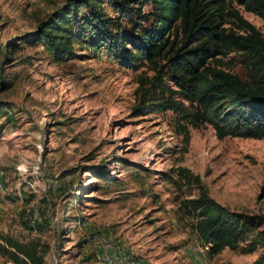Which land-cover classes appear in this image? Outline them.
<instances>
[{
  "label": "rangeland",
  "instance_id": "obj_1",
  "mask_svg": "<svg viewBox=\"0 0 264 264\" xmlns=\"http://www.w3.org/2000/svg\"><path fill=\"white\" fill-rule=\"evenodd\" d=\"M66 1L0 0V79L8 83L0 90V243L9 234L47 244L44 264L103 262L94 257L92 233L113 243L114 256L135 258L126 243L146 238L167 248L189 243L208 258L194 216L180 207L202 189L262 229L264 137L219 138L205 123L189 124L185 140L171 110L134 114L139 76L151 69L119 65L94 46L82 21L73 59L56 60L27 35ZM227 4L264 33L260 16L235 0ZM224 25L237 29L228 16ZM242 58L231 51L221 60L244 77ZM178 166L200 182H174ZM21 216L45 228L26 230ZM245 243L225 247L211 264H251L263 249L245 252ZM0 264L16 263L0 251Z\"/></svg>",
  "mask_w": 264,
  "mask_h": 264
},
{
  "label": "trees",
  "instance_id": "obj_2",
  "mask_svg": "<svg viewBox=\"0 0 264 264\" xmlns=\"http://www.w3.org/2000/svg\"><path fill=\"white\" fill-rule=\"evenodd\" d=\"M229 0H67L27 33L44 44L59 61L78 53L74 42L82 35L79 21L94 34V46L103 47L119 65L137 70L143 66L151 75L141 74L132 111L136 115L171 110L177 132L185 140L188 125L209 124L219 138L264 137V33ZM264 20V0H235ZM106 2L113 12L105 11ZM144 5H150L145 9ZM82 10L86 15H82ZM229 17L237 29L224 25ZM77 28V29H76ZM240 53L245 76L226 68L222 57ZM0 79V90L7 87ZM188 102V104L185 103ZM174 182H200L178 166ZM202 188V187H201ZM46 200V199H44ZM180 207L194 216L191 223L209 257L225 247L263 251L251 264H264V227L209 195L206 190L184 198ZM26 230H43L37 220L21 216ZM1 253L16 264H44L47 244L4 234Z\"/></svg>",
  "mask_w": 264,
  "mask_h": 264
},
{
  "label": "crops",
  "instance_id": "obj_3",
  "mask_svg": "<svg viewBox=\"0 0 264 264\" xmlns=\"http://www.w3.org/2000/svg\"><path fill=\"white\" fill-rule=\"evenodd\" d=\"M151 240L152 239L147 240L145 238L138 244H136L135 241L126 243L129 245L131 244L127 248L134 252L138 264H211V259L215 257L206 258L204 253L200 254L197 251H200V248H189V243H184L181 246L173 248H167V246L163 247V245L159 246L157 243H152ZM196 241L199 243L201 242L197 235ZM97 264L104 263L99 262Z\"/></svg>",
  "mask_w": 264,
  "mask_h": 264
},
{
  "label": "built area",
  "instance_id": "obj_4",
  "mask_svg": "<svg viewBox=\"0 0 264 264\" xmlns=\"http://www.w3.org/2000/svg\"><path fill=\"white\" fill-rule=\"evenodd\" d=\"M2 186L0 174V187ZM0 199L5 198L0 195ZM89 242L94 246L93 254L98 260L105 264H137V260L129 253H123L120 256H114L111 251L114 247L113 243L100 233H92L89 237ZM208 248L207 244H202V249L205 251Z\"/></svg>",
  "mask_w": 264,
  "mask_h": 264
}]
</instances>
